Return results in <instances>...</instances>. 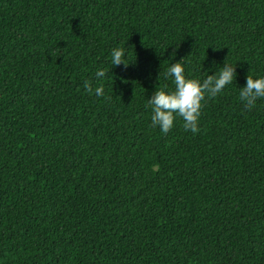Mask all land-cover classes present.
<instances>
[{
	"label": "trees",
	"instance_id": "trees-1",
	"mask_svg": "<svg viewBox=\"0 0 264 264\" xmlns=\"http://www.w3.org/2000/svg\"><path fill=\"white\" fill-rule=\"evenodd\" d=\"M182 59L187 78L237 75L198 133L177 117L164 134L147 100ZM248 74L264 77V0H0V264H264Z\"/></svg>",
	"mask_w": 264,
	"mask_h": 264
},
{
	"label": "clouds",
	"instance_id": "clouds-1",
	"mask_svg": "<svg viewBox=\"0 0 264 264\" xmlns=\"http://www.w3.org/2000/svg\"><path fill=\"white\" fill-rule=\"evenodd\" d=\"M142 43V42H141ZM111 63L113 66L124 65L125 69L129 64L125 63V49L115 48L111 53ZM185 59V58H184ZM172 64L168 69V75L174 78V90H167V85L160 90H156L151 99L147 100L152 109L151 126L159 127L164 134H167L174 127L177 117L183 120L185 131L193 134L199 132V119L201 110L204 107L202 102L215 98L229 84L236 79V67L224 62V66L215 75H207L202 81L196 78H187L183 67V60ZM107 70H97L96 78L105 77ZM89 94L97 97L104 95L103 86L93 89L91 82L84 85ZM239 98L244 102L245 107L251 111L256 106L258 99L264 98V77H246V86L239 91Z\"/></svg>",
	"mask_w": 264,
	"mask_h": 264
}]
</instances>
